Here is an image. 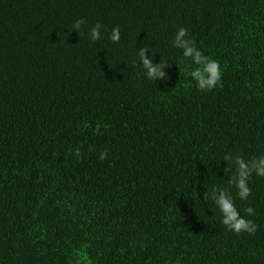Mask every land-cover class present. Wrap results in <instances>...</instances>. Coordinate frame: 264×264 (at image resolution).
<instances>
[{
  "label": "trees",
  "instance_id": "obj_1",
  "mask_svg": "<svg viewBox=\"0 0 264 264\" xmlns=\"http://www.w3.org/2000/svg\"><path fill=\"white\" fill-rule=\"evenodd\" d=\"M181 27L221 87L186 74ZM229 154H264V0H0V264H264V178L241 201ZM217 187L254 235L222 224Z\"/></svg>",
  "mask_w": 264,
  "mask_h": 264
},
{
  "label": "clouds",
  "instance_id": "obj_2",
  "mask_svg": "<svg viewBox=\"0 0 264 264\" xmlns=\"http://www.w3.org/2000/svg\"><path fill=\"white\" fill-rule=\"evenodd\" d=\"M86 20L81 18L73 23V28L80 31ZM103 25L96 23L89 30V37L92 41H100L103 38ZM109 39L115 44L121 39L120 29L118 27L111 30ZM173 46L182 50L183 60L188 63L185 65L186 74L195 82L197 89L201 92H210L222 86L224 75L223 68L218 60L205 55L195 44V41L189 37L186 28H179L173 39ZM149 48H143L138 51V57L146 70V76L151 81L164 80L166 83L170 79L165 69L168 64L163 60L156 63L154 58L147 55ZM108 156L107 151L100 154V160L103 161ZM223 160L228 164L225 172H232V178L229 184L234 186L238 198L241 201H249L252 196L250 181L253 176L264 178V154L245 159L241 156L225 155ZM211 199L221 214V222L226 228L236 234L247 233L254 235L258 226L256 223L247 219L256 215L253 207L249 206L243 209L245 215H241V210L234 203V197L230 192L217 187L211 193Z\"/></svg>",
  "mask_w": 264,
  "mask_h": 264
}]
</instances>
